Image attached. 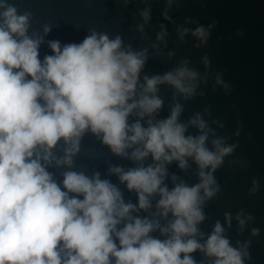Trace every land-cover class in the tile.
Returning <instances> with one entry per match:
<instances>
[{
    "label": "clouds",
    "instance_id": "9594fccd",
    "mask_svg": "<svg viewBox=\"0 0 264 264\" xmlns=\"http://www.w3.org/2000/svg\"><path fill=\"white\" fill-rule=\"evenodd\" d=\"M136 2L117 0L125 9ZM154 2L163 4L164 21L155 26ZM140 3L131 30L146 46L136 48L95 28L79 42L49 40L51 23L38 31L31 11L0 0V264H251L252 241L261 234L253 214L225 211L210 231L201 228L222 192L216 173L226 164L250 165L231 142L243 125L220 134L225 121L211 105L182 119L187 102L203 99L209 85L226 94L232 85L207 52L196 67L168 49L169 25L179 44L190 39L199 51L217 21L187 16L177 23L171 13L184 0ZM152 59L175 63L148 73ZM162 87L171 92L163 117ZM86 136L129 166L106 161L103 172L77 169ZM260 190L253 178L248 196ZM233 225L248 238L233 242Z\"/></svg>",
    "mask_w": 264,
    "mask_h": 264
},
{
    "label": "water",
    "instance_id": "95a60500",
    "mask_svg": "<svg viewBox=\"0 0 264 264\" xmlns=\"http://www.w3.org/2000/svg\"><path fill=\"white\" fill-rule=\"evenodd\" d=\"M10 2L20 11L29 10L33 13L34 29L39 31L41 25L51 23L53 29L47 37L49 40L79 42L88 29L95 28L97 31L109 33L110 36L119 33L126 43L130 42L136 48L146 46L138 34L131 30L135 23L139 22L138 16L135 21L133 20V14L144 6L140 0L126 9L118 4L117 0H10ZM162 8V3L152 4L153 26L164 22L160 16ZM171 15L177 23H182L187 16H192L205 25L213 20L217 21L208 48L199 51L193 49L190 39L187 44H179L174 26L169 25L168 49L175 50L176 59L189 57L196 67H200L199 59L207 52L213 70H226L224 80L232 85L231 92L227 94L220 89L213 92L209 85L205 89L206 96L203 99L198 97L187 102L182 119L186 120L192 113L202 111L206 105H211L213 116L223 117L225 121L226 127L220 134L231 135L239 121L243 125L241 136L238 141L233 137L231 142H238L240 145L235 156L250 161L246 170L228 167L226 164L216 173L222 192L207 206L206 211L210 219L201 225V228L210 231L215 219L222 221L223 212L230 211L234 214L241 208L245 209L256 217V223L252 226L261 230L260 236L252 241L251 264H264V0H184L183 7ZM156 30L155 27L147 30L153 41ZM47 51L46 47H42L41 55ZM174 63L175 60L165 63L152 59L145 70L148 73H162ZM161 95L165 99V109L161 113L163 117L167 115V103L171 92L162 87ZM106 161L129 166L127 161L112 157L94 137L86 136L81 144V153L76 158L77 169L91 170L96 167L103 172ZM171 171L178 170L172 166ZM178 174L184 176L189 183L195 182L190 173ZM253 178H259L261 190L255 197H249L248 188ZM125 195L127 198L128 194ZM132 199L135 202V198ZM229 236L235 242L236 239H247L249 233L237 236L233 225Z\"/></svg>",
    "mask_w": 264,
    "mask_h": 264
}]
</instances>
